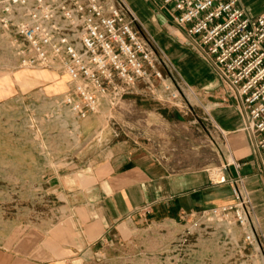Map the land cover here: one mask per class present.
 <instances>
[{"label":"rangeland","instance_id":"1","mask_svg":"<svg viewBox=\"0 0 264 264\" xmlns=\"http://www.w3.org/2000/svg\"><path fill=\"white\" fill-rule=\"evenodd\" d=\"M125 1L162 77L152 91L142 82L109 88L96 110L82 119L60 102L69 76L20 66L0 25V264L7 262L5 249L32 235L34 225L54 222L50 212H58L65 199L59 176L73 169L68 160L86 136L144 142L178 169L213 171L224 154L232 160L224 126L231 125L235 111L224 100L214 70L208 67L210 79L200 66L208 60L176 25L161 22L148 0H136L138 10ZM164 82L176 99L168 97ZM70 194L68 199L79 197ZM201 211L176 217L149 207L60 264H260L247 257L251 246L243 247L234 223Z\"/></svg>","mask_w":264,"mask_h":264},{"label":"built area","instance_id":"2","mask_svg":"<svg viewBox=\"0 0 264 264\" xmlns=\"http://www.w3.org/2000/svg\"><path fill=\"white\" fill-rule=\"evenodd\" d=\"M162 2L216 69L264 175V12L250 15L237 0ZM135 19L125 0H0V25L10 36L18 64L66 73L69 87L60 102L78 119L95 111L109 88L142 82L152 91L161 79L157 58ZM162 85L168 97L177 98L169 83ZM229 164L234 175L227 172ZM240 166L232 160L209 170L211 183L229 184L234 200L201 214L234 223L243 247L261 250Z\"/></svg>","mask_w":264,"mask_h":264},{"label":"crops","instance_id":"3","mask_svg":"<svg viewBox=\"0 0 264 264\" xmlns=\"http://www.w3.org/2000/svg\"><path fill=\"white\" fill-rule=\"evenodd\" d=\"M129 2L138 10V1ZM148 3L161 22L176 25L162 0ZM237 4L250 15L264 12V0H237ZM176 27L191 41L181 27ZM200 66L208 71L205 73L210 79L213 77L208 67L214 70L222 96L228 100L213 64L201 61ZM228 106L234 109L235 117L231 125L224 126V138L232 160L241 163L237 171L243 176V189L252 204L251 219L262 244L261 250L251 246L247 257L264 264V175L247 133L240 128L238 112L230 101ZM96 137L81 140L68 160L73 169L59 176L60 194L65 199L55 208L58 212H50L54 222L34 225L32 235L14 249H5L6 264H60L106 236L120 221L148 213L149 207L153 212L177 217L234 200L230 185L211 183L209 168L178 169L172 160L152 152L144 142ZM232 160L224 154L219 165ZM227 172L236 173L232 164ZM70 191L79 194L77 200L68 199Z\"/></svg>","mask_w":264,"mask_h":264},{"label":"bare ground","instance_id":"4","mask_svg":"<svg viewBox=\"0 0 264 264\" xmlns=\"http://www.w3.org/2000/svg\"><path fill=\"white\" fill-rule=\"evenodd\" d=\"M161 15V14H160Z\"/></svg>","mask_w":264,"mask_h":264}]
</instances>
